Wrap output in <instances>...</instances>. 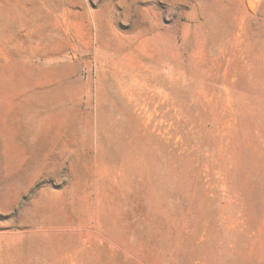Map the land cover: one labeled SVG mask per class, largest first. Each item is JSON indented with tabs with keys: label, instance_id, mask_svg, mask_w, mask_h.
<instances>
[{
	"label": "rangeland",
	"instance_id": "1",
	"mask_svg": "<svg viewBox=\"0 0 264 264\" xmlns=\"http://www.w3.org/2000/svg\"><path fill=\"white\" fill-rule=\"evenodd\" d=\"M0 264H264V0H0Z\"/></svg>",
	"mask_w": 264,
	"mask_h": 264
},
{
	"label": "bare ground",
	"instance_id": "2",
	"mask_svg": "<svg viewBox=\"0 0 264 264\" xmlns=\"http://www.w3.org/2000/svg\"><path fill=\"white\" fill-rule=\"evenodd\" d=\"M249 4H250V7H253V4H252V2H249Z\"/></svg>",
	"mask_w": 264,
	"mask_h": 264
}]
</instances>
